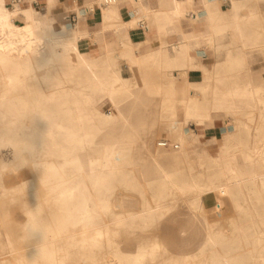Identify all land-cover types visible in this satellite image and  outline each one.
<instances>
[{
  "label": "bare ground",
  "instance_id": "6f19581e",
  "mask_svg": "<svg viewBox=\"0 0 264 264\" xmlns=\"http://www.w3.org/2000/svg\"><path fill=\"white\" fill-rule=\"evenodd\" d=\"M41 1L47 11L55 5L51 0H0V199L22 200L28 221V228L6 229L8 240L0 232V264H66L68 252L80 242L92 253L77 264H145L147 257L163 264L155 252L162 243L158 235L151 236L166 213L160 201L179 184L190 183L199 186L188 200L189 221L203 224V236L197 239L200 231L183 228L180 253L164 264H196L193 259L206 253L209 258L201 264H264V236H258L264 231V137L250 130L248 141H238L241 129L228 132L229 146H222L206 167L172 171L176 159L188 154L187 121L199 118L204 135L215 116L202 107V98L178 97L177 77L166 84L159 77L122 81L130 79L122 74V63L128 72L161 69L167 58L176 70L186 69L185 60L196 54L190 41L200 34L182 31V41L168 40L170 30L181 29L184 21L189 29L209 25L213 45L227 35L242 41L258 20L242 16L246 2L227 0L226 7L211 9L209 0H167L157 10L145 6L147 0H70L66 19L56 27L36 7ZM188 2L194 16L183 9ZM135 8L141 14L125 19L126 10ZM129 25L140 27L130 32ZM154 27L158 46L150 47L147 31ZM135 36H146L147 47L133 49ZM66 80L95 94L102 91L93 117L86 110L88 98L66 91ZM47 85L60 87L61 97H47L41 89ZM224 100V95L214 99L217 104ZM159 101L171 105V122L146 128L141 107ZM178 104H183L181 113ZM155 127L171 145L158 141L155 147L146 138L148 160L140 164L130 139L145 137ZM55 156L64 164L58 166ZM221 160L233 173L217 183L212 177ZM231 200L247 203L248 218L219 232L209 229L217 213L212 203ZM8 215L1 207L0 219ZM120 228L129 229L128 236L101 241Z\"/></svg>",
  "mask_w": 264,
  "mask_h": 264
},
{
  "label": "crops",
  "instance_id": "0c3cea01",
  "mask_svg": "<svg viewBox=\"0 0 264 264\" xmlns=\"http://www.w3.org/2000/svg\"><path fill=\"white\" fill-rule=\"evenodd\" d=\"M69 1L70 0H67L65 3ZM78 1L85 2V0ZM163 1L167 0H147L145 6L158 10L162 8L161 2ZM209 1L211 2V9H215L217 5L226 7L225 2H227V0ZM243 1L246 2V6L240 10L242 16L258 18V20H256L253 25L247 27L245 31L246 35L240 43L233 42L231 35H227L216 45H213L210 35L212 30L209 25L198 23L189 29L185 21L182 23L181 29H172L168 35V40L174 43L182 41V31H191L195 34H200V36L198 35V40L192 39L190 41L196 54H194L193 57L187 58L184 62L188 66L187 70L189 71L186 72L185 69H178L176 71L178 76L177 88L180 91L178 97L187 98L192 96L193 98H202V107L209 108L211 113L215 116L214 122H212L210 128L207 129L204 135H200L204 123L201 122L199 118L196 117L187 121L186 128L188 131L185 148L188 150V154L182 156L183 159L210 160V157L217 155L220 146L227 141L226 135L228 132L236 134L238 129L242 130L241 134H237L236 136V140L238 141H248L251 137L249 134L250 130L253 131V134L257 138L264 137V61L262 60L258 63V70L254 71L247 64L250 51L246 50V48H254L260 51V53H263L264 58V0ZM183 9L194 16L191 3H185ZM225 9L230 13L231 9ZM244 9H249V11L244 12ZM201 12L205 14L204 10ZM140 14V9L135 8L126 10L123 16L125 19H131L135 17V15L137 16ZM89 17H91V14ZM140 26L143 27V24ZM140 26L129 25V31L135 32L136 30L133 27ZM157 32L158 30L156 27L147 31V37L149 39L148 44L150 47L158 46V40L155 38ZM229 37L231 38L232 47L227 49L226 58L217 62H205L210 57L209 53L211 49L217 54L221 53L220 50L225 47L227 43L226 39ZM145 38L146 36H135L132 41V48L138 49L147 47ZM91 48L95 49L96 45L91 46ZM122 48H125V51L128 49L127 47ZM165 60L168 61L167 58H163L162 62ZM122 66V74L125 77H129L130 72H128L129 70L127 69L126 63H122ZM241 74H245V81H238L237 77ZM223 95L225 96L223 104L215 103L214 99H221ZM182 107L183 104L177 105L179 113L183 112ZM213 107H215V109ZM248 108L251 109L247 110ZM244 115L245 117H243ZM224 122L226 127L225 130L222 131L221 129L223 128ZM219 139H222V141ZM201 143L207 147L206 149L208 152H199V150H201L199 144ZM261 144H263V142ZM210 145L217 146L216 153L213 154L210 152L208 148ZM201 155H203V157Z\"/></svg>",
  "mask_w": 264,
  "mask_h": 264
},
{
  "label": "rangeland",
  "instance_id": "374dc122",
  "mask_svg": "<svg viewBox=\"0 0 264 264\" xmlns=\"http://www.w3.org/2000/svg\"><path fill=\"white\" fill-rule=\"evenodd\" d=\"M12 3L14 0H11ZM17 1V0H16ZM55 3L53 7L47 11L46 6L43 5V2H39L36 5L38 9H41L43 12H47L48 15L50 16V19L55 23L56 27H59L60 22L66 19V16L68 12H66V5L65 2L67 0H51ZM244 12H248L249 9H244ZM248 20H256L257 18L253 17H245ZM254 24V23H253ZM252 24V25H253ZM241 41V40H240ZM238 41L237 43H240ZM226 44L225 47H223L220 51V54L215 53L213 49H211L210 57L208 60L205 62L210 63V62H217L219 60H223L226 58V51L230 47H232L231 43V38L226 39ZM247 51H250V55L248 57V62L247 64L254 70H258V63H260L262 60L264 61L263 58V53H260V51L254 49V48H246ZM121 51H125V48H122ZM187 66V65H186ZM188 68V66H187ZM185 69V71H189ZM181 69V68H180ZM176 69L173 64H170L167 60L161 63V69H158L157 67H148V68H135L130 72V79H124L122 80L124 83H131L134 81V78L137 76L143 77V78H161L162 82L166 84L168 81L172 80L171 78L177 77L178 81V76L176 74ZM238 81H245L246 76L245 74H241L238 77ZM66 91H78L81 93V95L84 97L88 98V104L86 105V110L88 113V116L93 117V109H94V104L97 100L102 98V91H100V94H95L92 93L89 89L81 88L76 85L74 81L66 80ZM44 93L47 95V97H56L59 98L61 97V88L60 87H52L50 85H47L46 87L41 88ZM163 91H167V89H164ZM62 106V105H60ZM66 107L65 105L62 106ZM138 107V106H136ZM134 107V108H136ZM197 107H199L197 105ZM141 109L145 111L147 115V119L141 122L142 124L146 125V128H149L153 124H163L167 125L171 122L169 119L171 116V111L172 107L171 105H168L165 102L160 103L155 102L151 104L150 106H142ZM212 124V122H211ZM223 128L221 129L222 131L225 130V123H223ZM221 136V135H220ZM224 136V135H223ZM148 140L153 143L155 147L157 146L158 141L165 140L164 134L159 131L158 127L151 128L147 136H143L141 138L139 137H134V139H130V145L135 148L136 156H137V162L138 163H145L148 160V154L145 149L146 144H149ZM221 138V137H220ZM226 140L221 146H229L230 144V139L226 136ZM143 142H142V141ZM203 140V139H202ZM222 141V139H219ZM145 146H144V144ZM201 147V150H199L200 153H205L208 152L206 149L207 147L204 146L203 143L199 144ZM209 150L211 153H216L217 151V146L216 145H210L208 146ZM229 156L230 154H224V156ZM203 157V155H201ZM213 157V156H211ZM54 162L58 165L61 166L64 164V161L62 158L55 156ZM175 163L176 165L170 166V170L172 171H178V172H183L184 170H189L191 169L194 171V168L196 169H202L203 167H206L210 160L208 159H195V160H188V159H182V157H178L176 159ZM221 162V168L218 170L217 174L212 177V180L214 182H222L229 177H231V174L233 173L228 164H224L225 160L219 161ZM179 163V165H177ZM172 167H174L172 169ZM154 170V169H153ZM207 184L203 185V187H206ZM199 185L197 184H179L178 190H175L173 192H168L166 195V198L162 199L160 202L162 203L163 209L166 211L163 217L159 219V222L157 223V229L155 232L151 233V236L158 235L159 236V242H161V246L157 247L155 252L158 255L157 262L161 261V259L164 261L163 264L167 261L169 262V257L173 255H177L180 252H177L180 250L181 247V231L182 229L186 228L189 231L192 230H198L199 234H195L197 239L203 236L202 228L203 224L201 222H198L196 225H191L190 224V209L188 208L187 204L189 203V199L192 196V193L194 189H197ZM1 201L5 200V202H0V208L3 207L6 210H9V215L6 217V219H0V232L2 233L1 238L2 239H7L6 236V229L8 228H18L20 227L21 229L28 228V221L25 219V215L22 212V205L23 202L22 200H11V197H6V198H1ZM213 206H215L217 213L211 216V220L207 224V227L209 229H212L213 231L219 232L221 230H224L225 228H229L232 225V222H239L241 220H245L248 218L249 215V210H248V205L245 201L242 200H231V201H223V202H213ZM212 221V222H211ZM217 222V223H214ZM260 228L264 229V224L260 223ZM111 229H116L115 227H111ZM127 228H120V230H112L103 238L101 239L102 242H106L109 240V238H124L128 236L130 231ZM258 236H264V231L258 234ZM197 241V240H195ZM182 247H185L184 245ZM182 250V248H181ZM62 253V252H61ZM92 253L91 246L84 244L83 242H80L76 245L75 248L72 249L71 252H68L66 264H77L79 261H81L83 258L87 257ZM189 254H194L196 252H188ZM62 255V254H61ZM199 257V259H198ZM195 257L193 260L196 264H201L202 261H206L209 258V254H203L201 256ZM145 264H152V261L150 260V257H147V261Z\"/></svg>",
  "mask_w": 264,
  "mask_h": 264
},
{
  "label": "built area",
  "instance_id": "2783aa9c",
  "mask_svg": "<svg viewBox=\"0 0 264 264\" xmlns=\"http://www.w3.org/2000/svg\"><path fill=\"white\" fill-rule=\"evenodd\" d=\"M18 2H21V0H17ZM105 1V3H111V2H113V1H115V0H104ZM37 4V3H36ZM70 18L72 19V20H75V13H72L71 14V16H70ZM159 145L160 146H162V147H168V146H170L171 145V143L169 142V141H167V140H162V141H160L159 142ZM174 147H178L176 144L174 145Z\"/></svg>",
  "mask_w": 264,
  "mask_h": 264
}]
</instances>
